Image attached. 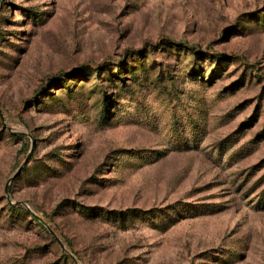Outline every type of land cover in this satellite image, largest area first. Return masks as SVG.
I'll use <instances>...</instances> for the list:
<instances>
[{
	"label": "rangeland",
	"instance_id": "rangeland-1",
	"mask_svg": "<svg viewBox=\"0 0 264 264\" xmlns=\"http://www.w3.org/2000/svg\"><path fill=\"white\" fill-rule=\"evenodd\" d=\"M0 264H264V0H0Z\"/></svg>",
	"mask_w": 264,
	"mask_h": 264
},
{
	"label": "trees",
	"instance_id": "trees-1",
	"mask_svg": "<svg viewBox=\"0 0 264 264\" xmlns=\"http://www.w3.org/2000/svg\"><path fill=\"white\" fill-rule=\"evenodd\" d=\"M164 40L168 41V43H173L175 45H182L183 47L189 46V48H191V46L189 44H187L186 42H176L174 40H171L170 38H164V39L162 38V41H164ZM150 45H153V44H152V42L148 41L146 43V46H150ZM128 51H130V52H132V51L133 52H139V50H128ZM108 61H110V60H108ZM117 63H118V61H117ZM18 208L23 209V206L22 205H18ZM29 214L32 215L31 213H29ZM33 217H34L35 221L39 223L40 226L44 225L46 228H49L47 226V223H45V221H42L41 218L37 217L36 215H33Z\"/></svg>",
	"mask_w": 264,
	"mask_h": 264
}]
</instances>
